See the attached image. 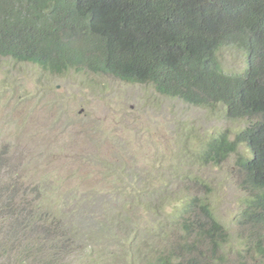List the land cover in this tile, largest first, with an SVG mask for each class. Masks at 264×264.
I'll return each instance as SVG.
<instances>
[{"label": "rangeland", "instance_id": "374dc122", "mask_svg": "<svg viewBox=\"0 0 264 264\" xmlns=\"http://www.w3.org/2000/svg\"><path fill=\"white\" fill-rule=\"evenodd\" d=\"M234 54L227 53V68L242 64ZM244 126L220 105H190L151 84L86 70L57 75L0 56V245L10 248L0 264H38L27 254L39 249L43 264H154L171 251L176 257L184 252L179 243L195 238L187 239L179 220L192 198L194 213L202 215L206 204L227 236L214 251L196 239L202 260L221 264V255L238 263L237 252L248 259L247 231L238 224L246 196L238 155L219 166L198 161L210 138L233 137ZM37 226H46L45 246L28 253Z\"/></svg>", "mask_w": 264, "mask_h": 264}, {"label": "trees", "instance_id": "16d2710c", "mask_svg": "<svg viewBox=\"0 0 264 264\" xmlns=\"http://www.w3.org/2000/svg\"><path fill=\"white\" fill-rule=\"evenodd\" d=\"M231 52L242 59L235 69L224 64ZM0 56L57 75L86 70L151 84L161 95L198 107L220 105L227 118L241 120L245 126L233 137L223 132L210 138L198 161L219 166L238 155L246 194L238 224L247 231L242 249L248 259L243 252H237L238 263L218 259L264 264V0H0ZM240 146L248 154H240ZM195 202L187 199L179 214L187 239L195 238L179 243L183 253L168 252L154 264H212L197 254L194 241L214 251L222 247L219 239L227 241L226 232L206 204L199 206L202 215L194 213ZM45 230L33 229L25 251L45 246ZM9 250L0 245V257ZM41 251L27 256L43 264Z\"/></svg>", "mask_w": 264, "mask_h": 264}]
</instances>
